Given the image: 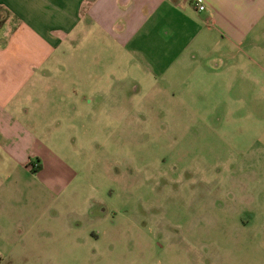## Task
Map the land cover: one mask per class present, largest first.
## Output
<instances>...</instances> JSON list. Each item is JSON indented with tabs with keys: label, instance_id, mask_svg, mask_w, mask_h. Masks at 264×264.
Returning <instances> with one entry per match:
<instances>
[{
	"label": "rangeland",
	"instance_id": "obj_1",
	"mask_svg": "<svg viewBox=\"0 0 264 264\" xmlns=\"http://www.w3.org/2000/svg\"><path fill=\"white\" fill-rule=\"evenodd\" d=\"M165 86L124 106L97 104L91 90L87 120L40 123L47 174L60 180L3 184L11 198L25 194L12 205L37 225L14 264H264V122L233 121L212 91L186 105ZM247 126L255 137L237 138ZM235 146L260 151L253 161Z\"/></svg>",
	"mask_w": 264,
	"mask_h": 264
},
{
	"label": "crops",
	"instance_id": "obj_2",
	"mask_svg": "<svg viewBox=\"0 0 264 264\" xmlns=\"http://www.w3.org/2000/svg\"><path fill=\"white\" fill-rule=\"evenodd\" d=\"M161 83L186 105L212 91L234 107L233 121L264 122L254 110L264 112V0H0V264H14L15 247L28 249L37 227L12 205L23 208L25 194L11 198L3 184L60 180L47 174L40 123L87 120L91 90L97 104L139 105L157 99L150 91ZM248 128L237 138L255 137ZM234 150L253 161L260 151Z\"/></svg>",
	"mask_w": 264,
	"mask_h": 264
},
{
	"label": "built area",
	"instance_id": "obj_3",
	"mask_svg": "<svg viewBox=\"0 0 264 264\" xmlns=\"http://www.w3.org/2000/svg\"><path fill=\"white\" fill-rule=\"evenodd\" d=\"M194 5H195V7H196V9H197V11L199 12V13H202V12H204L205 11V7L202 5V4H200V3H194Z\"/></svg>",
	"mask_w": 264,
	"mask_h": 264
}]
</instances>
